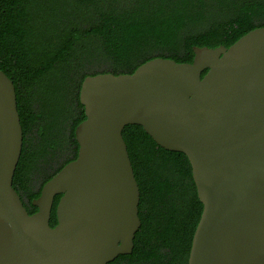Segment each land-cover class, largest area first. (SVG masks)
<instances>
[{
	"label": "water",
	"instance_id": "water-1",
	"mask_svg": "<svg viewBox=\"0 0 264 264\" xmlns=\"http://www.w3.org/2000/svg\"><path fill=\"white\" fill-rule=\"evenodd\" d=\"M192 50V63L154 58L82 81L77 157L43 185L31 215L12 187L23 132L0 71V264H109L132 253L141 221L128 125L190 163L203 209L187 264H264V27L228 48Z\"/></svg>",
	"mask_w": 264,
	"mask_h": 264
},
{
	"label": "trees",
	"instance_id": "trees-1",
	"mask_svg": "<svg viewBox=\"0 0 264 264\" xmlns=\"http://www.w3.org/2000/svg\"><path fill=\"white\" fill-rule=\"evenodd\" d=\"M260 27L264 0H0V71L14 85L23 132L12 187L28 214L43 185L77 157L87 76L131 74L154 58L192 63L194 46L228 48ZM122 137L141 226L132 253L109 264H187L203 209L188 159L141 126L124 127Z\"/></svg>",
	"mask_w": 264,
	"mask_h": 264
}]
</instances>
